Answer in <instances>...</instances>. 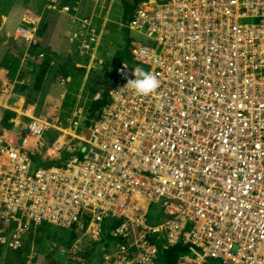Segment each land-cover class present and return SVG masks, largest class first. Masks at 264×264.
<instances>
[{
	"label": "built area",
	"instance_id": "2783aa9c",
	"mask_svg": "<svg viewBox=\"0 0 264 264\" xmlns=\"http://www.w3.org/2000/svg\"><path fill=\"white\" fill-rule=\"evenodd\" d=\"M132 3L125 27L148 42L118 68L88 135L32 106L6 125L0 106V245L19 250L45 223L76 233L58 246L65 264H156L177 244L190 251L173 264H264V0ZM136 66L156 92L125 86Z\"/></svg>",
	"mask_w": 264,
	"mask_h": 264
},
{
	"label": "crops",
	"instance_id": "0c3cea01",
	"mask_svg": "<svg viewBox=\"0 0 264 264\" xmlns=\"http://www.w3.org/2000/svg\"><path fill=\"white\" fill-rule=\"evenodd\" d=\"M123 18V0H0V106L21 122L31 119L26 112L30 106L31 116L60 128L93 121L96 102L115 84L104 60L119 53ZM19 27L31 31L39 48L27 50ZM76 32L82 34L74 37ZM45 56L48 71L36 89Z\"/></svg>",
	"mask_w": 264,
	"mask_h": 264
},
{
	"label": "rangeland",
	"instance_id": "374dc122",
	"mask_svg": "<svg viewBox=\"0 0 264 264\" xmlns=\"http://www.w3.org/2000/svg\"><path fill=\"white\" fill-rule=\"evenodd\" d=\"M131 2V0H127ZM120 2V1H119ZM124 20V18H123ZM13 21V20H12ZM11 21V22H12ZM125 22V20H124ZM119 53L114 56V60H104L105 68H109L112 75L117 74L118 68L121 66L122 63L131 64L133 62L131 51L133 48L137 47L138 44L147 43L148 40L143 33H139L135 30H130L125 27V30L122 31V36L119 40ZM89 44L86 45V49H89ZM118 56H120L118 60ZM10 75V73H9ZM51 74L49 75V80H51ZM25 107V106H24ZM38 111H35V113ZM92 122V121H91ZM91 122L87 123L84 121V125L81 128L76 130L77 133L82 134H89V126ZM14 131H18L17 128H13ZM30 132L27 130L23 134H29ZM57 132L54 130L45 131L42 133L41 141L44 142L45 145H49L51 141L56 137ZM69 139V137H68ZM77 140L72 139L69 143V146H72ZM77 153H70L66 154L67 156H77ZM54 163V162H51ZM147 223L150 225H155L157 221L151 217V214L147 215ZM50 225V224H49ZM51 231L57 232L60 236H66L67 233L59 229V227L51 225ZM28 235H33L30 240L26 241L23 247L19 250H14L8 248L4 245H0V264H46L47 262V255L52 250H56L53 256L50 258V264H65L66 257L63 253H61V249L58 248L59 245H62L64 242L56 241V238L53 237L54 235H50V233L44 229H36L33 232V228H30ZM53 237V239H51ZM85 247H88L90 250V254L97 256L101 253L103 248L102 240L99 241H85ZM87 249V250H88ZM69 263V262H68ZM70 264V263H69Z\"/></svg>",
	"mask_w": 264,
	"mask_h": 264
},
{
	"label": "trees",
	"instance_id": "16d2710c",
	"mask_svg": "<svg viewBox=\"0 0 264 264\" xmlns=\"http://www.w3.org/2000/svg\"><path fill=\"white\" fill-rule=\"evenodd\" d=\"M123 4H124V20L127 21L130 18V13H131V10L133 8V3H132V0H131V2H129L127 0H123ZM33 47H34V49H37V48H39V45H34ZM119 58H120V56H118V60H119ZM48 67H49V59L46 57V58H44V60L40 64L39 69H38L37 74H36V77H35V88L36 89H40V87L44 81V77L48 71ZM8 69H9L8 73H10V66L8 67ZM108 96H107V94H105V96H104V98H102V100L96 102L95 107L99 108L103 103H105L106 100L108 99ZM12 116H14V112L7 110L5 112L3 123L8 125L7 120L9 119V117H12ZM51 227H52L51 225L43 223V224L39 225L37 227V229L38 230L44 229V230L48 231L50 233V235L51 234L54 235L53 237L56 238V241L64 242L63 244H66L68 246L76 238V233H74L73 231L70 232L69 235H66V237H64L62 235L59 236L57 234V232L55 233V231H51V229H50ZM59 229H62L66 233H68L66 229H63V228H59ZM32 236L33 235H30V238L28 240H30ZM53 237H51V239H53ZM189 251H190L189 246H184V245H180V244H177V245L171 246L169 248L163 249L160 252V255H159V258H158L156 264H173L181 253L189 252Z\"/></svg>",
	"mask_w": 264,
	"mask_h": 264
},
{
	"label": "clouds",
	"instance_id": "9594fccd",
	"mask_svg": "<svg viewBox=\"0 0 264 264\" xmlns=\"http://www.w3.org/2000/svg\"><path fill=\"white\" fill-rule=\"evenodd\" d=\"M133 78L128 79L126 87L138 96H148L156 92L160 87V80L150 71L136 66L133 69Z\"/></svg>",
	"mask_w": 264,
	"mask_h": 264
},
{
	"label": "water",
	"instance_id": "95a60500",
	"mask_svg": "<svg viewBox=\"0 0 264 264\" xmlns=\"http://www.w3.org/2000/svg\"><path fill=\"white\" fill-rule=\"evenodd\" d=\"M56 250H52L51 252H49V254L47 255V262L46 264H50V258L53 256V254L55 253ZM23 264H25V262H23Z\"/></svg>",
	"mask_w": 264,
	"mask_h": 264
}]
</instances>
